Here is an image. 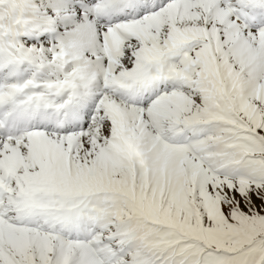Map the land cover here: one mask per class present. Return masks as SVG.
<instances>
[{"label":"snow or ice","instance_id":"snow-or-ice-1","mask_svg":"<svg viewBox=\"0 0 264 264\" xmlns=\"http://www.w3.org/2000/svg\"><path fill=\"white\" fill-rule=\"evenodd\" d=\"M0 264H264V0H0Z\"/></svg>","mask_w":264,"mask_h":264}]
</instances>
